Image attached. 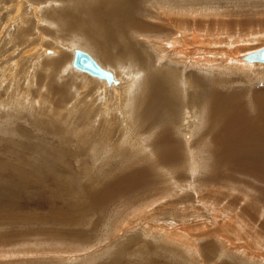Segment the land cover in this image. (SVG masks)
<instances>
[{
	"label": "rangeland",
	"instance_id": "obj_1",
	"mask_svg": "<svg viewBox=\"0 0 264 264\" xmlns=\"http://www.w3.org/2000/svg\"><path fill=\"white\" fill-rule=\"evenodd\" d=\"M8 1L0 7V32L5 39L8 34H15L17 28L15 22L6 24L9 12L13 11ZM94 1L83 0L81 6L95 8L106 0ZM191 1L176 0L172 6L176 3L189 6ZM39 2L42 3L39 10L47 13L48 21L52 18L62 27L64 23L59 22V17L72 19L74 11L69 0L61 4L63 7L51 1ZM196 4L209 7L205 12L207 19L203 20L211 21L207 25L210 33L205 35L212 40L179 49L176 44V49L189 51L191 58L187 60L211 59L210 63L218 62L219 67L199 71L194 64L197 69L190 65L183 69L175 64L174 59L179 58L175 51H171L173 65L168 59L160 64L163 69L156 75L157 86L174 87V77L185 70L193 90L188 100L179 90L165 93L166 105L158 107L157 117L156 101L147 100L150 90L136 99L134 114L140 126V143L156 157L143 153L137 157L132 146L122 144L132 137V127L123 114L114 117L110 109L119 106L121 111L125 110L123 101L108 104L109 107L88 104L94 111L89 118L88 113L74 108L75 98L65 99L71 85L64 81L65 76L52 74L51 80L49 67L41 65V69L35 70L32 61L35 56L24 61L21 69L15 65L18 69L13 72L12 62L16 59L11 57L18 51L1 57L0 79L5 76L9 79L13 72L17 87L14 81L11 84L0 81L4 85L0 89L2 103L11 99L14 102L4 103L0 108V264H264V171L256 170L264 169V159H259L262 153L256 150H264V69L253 65L259 69L249 71L247 67L226 64L229 58L223 55L233 51L236 56H247L264 50V0H197ZM150 6V0H144L135 9L136 15L145 18L151 14ZM53 8H62L59 10L62 13L58 16ZM187 10L179 14L172 9L171 13L193 18ZM48 13H53V17ZM84 14L87 29L92 33H99L107 24L99 22L92 11ZM27 20L31 26H38L34 28L36 32L50 31L48 23H40L41 17L36 18L33 13ZM155 22L147 17L141 20L139 34L154 32L152 35L156 36ZM160 26L165 28V21ZM68 28L58 33L52 31L50 39H62L65 35L64 40H68L71 32L86 37L88 49L116 80V84L110 85L102 80L106 83L105 94L113 98L111 102L116 100L114 89L124 91L134 83L133 77L126 76L139 67L132 61L134 58L140 59L141 55L147 58L142 63L145 73L147 66L156 64L154 49L141 51L138 39L127 28L115 35L114 43L92 35L91 39L76 26L70 31ZM157 31L164 36L161 29ZM128 46L135 47L134 58L125 55ZM76 49L68 45L65 54L55 62V69L64 67V70L73 63ZM127 60H131V68L123 70L128 66ZM49 61L47 58L46 62ZM76 70L75 75L81 72ZM36 73L38 86L50 82L56 102L42 99L45 93L41 87H29ZM86 75L87 79L92 77ZM168 76L173 78L171 82L166 80ZM68 79L72 80L70 76ZM170 95L175 100L169 99ZM199 96L209 99L201 103L209 107L206 123L194 133L188 120L187 124L181 123V131H176L179 124H169L167 120L179 121L184 112L182 105L177 108L174 104H185ZM213 100L218 103L216 117ZM84 105L77 108L90 111ZM235 119L242 124L238 133ZM112 124L117 126L116 130L110 127ZM259 141L263 144L256 146ZM165 150H174L179 158L163 154ZM233 151L238 154L250 151L254 157H239L234 162L229 157ZM258 236L256 245L254 238Z\"/></svg>",
	"mask_w": 264,
	"mask_h": 264
},
{
	"label": "bare ground",
	"instance_id": "obj_2",
	"mask_svg": "<svg viewBox=\"0 0 264 264\" xmlns=\"http://www.w3.org/2000/svg\"><path fill=\"white\" fill-rule=\"evenodd\" d=\"M43 1H45V2L51 1L54 5H57V6L59 5V7H61V6L63 7V5H61L62 3H65V4H66V2L68 3V0H57V1H55V0H43ZM82 1L83 0H77V1H75V0L70 1L69 0V4H70L69 6H73L72 10L74 11V13L72 14V19H70L71 21H73V23L69 20V18H65V15L62 14L63 16L59 17V22L64 23V25L62 27H60L59 24H56V22H58V21L52 20V18H50L51 21L47 20V18H48L47 13H45V12L42 13L39 10V8L42 7V3H40L39 0H10V1H8V3H12V7H10V8H12L13 11L9 12L8 20H7L6 24L9 22L10 23L15 22L14 25H17V28H16V33L13 35L8 34V38H6V39L4 37L3 38L1 37V32H0V54H3L0 56V60H1V57L6 56L7 52H10V51L17 52L18 51V54L16 56L11 55L12 56L11 59L13 58V59L17 60V61L15 60L14 62H12L13 63L12 68L13 69L11 71L14 72L18 69L17 67H15V65H20L19 68L21 69L23 67L24 61H26V60L28 61V59H31V57L35 56V59L32 60V61H34L33 67L35 70H38L41 65H42L41 67H43V68L49 67V69L51 71L48 73L49 76L52 77V74L59 76L61 74V75L65 76L64 81L71 82V85L68 89V92L65 96V99L70 100V99L75 98V100L72 101L74 108L79 109L81 112L83 111L85 114L88 113L87 116H89V118L92 116L94 111L92 112L91 107L88 104H106V106H108V104H119V103H121L120 101H123V104H125L124 105L125 110L122 109V111H121L120 110L121 108H119V106L116 107L115 109H113V108L110 109L112 111L114 117L116 114L118 116L120 114H123L125 120L127 121V124H129L132 127V130H131L132 134L129 132L130 136H132V137L129 138L128 141L124 142V140H123L122 144H129L130 146H132L133 153L137 157L140 156L142 153L144 155H146V154L150 155L151 154V156H154L155 154L151 150L145 148L146 147L145 144L143 145L142 143H140V140H139V137L141 135L140 126H139V123L136 121L137 118L134 114V103H135L136 99L140 96V94H143L144 92H147L150 90V95L147 97V100H149L150 103H153L154 101H156V117H157L158 116L157 115L158 107L166 105L165 101H164V94L165 93L169 94V93H171L172 90H174V91L179 90L181 92V96L185 100H188L190 98V93L193 90V86L190 83V81L188 80L187 76L185 75V70H183L184 72L180 76L174 77V87H171L170 85L157 86L156 75L159 72V70L163 69L160 64H162L163 62L166 61V59H168L169 63L171 65H173L172 63L174 62L173 61L174 58H173V53L171 51H175V53L179 56V58L175 57L176 58V59H174L175 64L177 66H183V69L186 68L188 65H190L189 67L195 68V69H197V67L195 66V65H197L200 68L199 71H202L201 69H206L207 71H214V70L218 69V67H219L218 62H217V64L216 63H210L211 59H210V62H206L202 59H200L198 61H190V60H187L190 57L189 51H183V50H177L176 49V47H177L176 44H178L180 46V47H178V49H179L185 45H190V46L194 47L196 44L198 45V43L199 44L202 43V40L203 41H206L208 39H209V41L212 40L208 35H205L206 33H210V28H208L207 25H209L208 22H211V21L203 20L205 18L207 19V15H205V12L206 11L208 12L209 7L206 8V6L204 4L203 5L202 4H199V5L196 4L197 0H192L191 3L189 4V6H186L184 4L182 7L180 6L179 3H176V4H174V6H172L173 3L176 2V0H150V2H151V6H150L151 14L147 15L146 17L152 23H154L156 21L155 22L156 23V36H155V35H152V33H154V32H152V33L148 32L147 35H140L139 34V32H140V27L138 26L139 22L141 20H146V17L141 18L138 15H136L135 9L144 0H106L105 2H100V3L96 4L95 8L94 7L92 8L89 6H81ZM95 1H94V3H95ZM201 1H203V0H201ZM36 2H37V4H36ZM205 2L210 3L208 1H205ZM4 4H5V0H0V7L3 8L2 5H4ZM24 6L28 7L29 9L27 8V10H25ZM6 7L9 8V6H7V4H6ZM211 7H213V6H211ZM53 9H54V13H58L57 14L58 16L60 15L59 13H62L61 11H59L62 8L61 9L60 8L59 9L53 8ZM172 9H177L179 14L182 12V10L188 9L187 12H191L193 15V18H191L188 14H186L184 16L180 15V17H177L171 13ZM51 11H52V9H51ZM88 11H92L95 14V18L99 22H101V23H104V21L107 22V24L104 25L103 29L99 33H92L90 31H88V29H87L88 21H87L85 14H84V12H88ZM164 11L166 13H164ZM32 13L34 14V16H36V18L41 17L40 23H42V22H43V24L48 23V28L50 31H48L47 33H44L42 30H39L37 32L34 31V28H36L37 25L31 26V21L27 20V17L29 18V16ZM52 14H49V15L52 16ZM54 15H56V14H54ZM36 21H38V20H36ZM162 21H165V25H166L165 28L161 27V26L158 27V24L161 25ZM29 23H30V25L28 26ZM74 25L77 27V29L79 31H84L83 34L86 33L91 39H93V37H97V38L102 37L105 41H108L110 43H114L116 34L122 33L123 29L127 28L128 32L130 34H132L135 38L138 39L139 47H140L141 51H143V50L147 51L149 49H154L155 54L157 53L156 64H155V66H152V65L147 66L148 73H145L146 69H144V65H142V63L146 62L147 58H144L143 55H141L140 59L134 58L133 55L136 53V49L133 46H128L126 51H125V55L128 57V59H129V57L134 58L135 60H132V61L135 62V66H139V67L136 70V72H134V73L131 72V73H128L126 75L130 79H132V77H133L132 82H134L131 86L128 87V89H126L124 91H117L113 88L115 91L114 93H116L115 94L116 100L111 102L113 98H109V94H105L106 93L105 89H104L106 87L105 81L108 82V84L110 85V84H116V82H115L116 80L114 81L112 79V74L110 75L111 72L106 73L104 71V69H106V68H102L103 66L96 59L98 57L94 53H92L91 50H89L90 49L88 46L89 41L86 39V37L80 36V33L77 34V33L71 32V34L69 33L70 36H68L69 37L68 40H64V38L67 37L65 35L62 37V39H56V38L50 39L51 38L50 36L52 34H54V33H52V31H55L56 33L63 32L69 26L71 28L69 27L68 30L69 29L72 30L75 28ZM113 25H116L117 27H114ZM7 26H8V24H7ZM52 28H54V30H52ZM158 28L161 29L165 33L163 37L161 34L158 33V31H157ZM211 29H212V27H211ZM31 31H33V32H31ZM3 34H5V33H3ZM260 35H259V37H260ZM211 36H212V34H211ZM89 37H88V39H89ZM230 38H231L230 40L233 39L232 36ZM237 38H238V40H241V39H239V37H237ZM242 41H243V37H242ZM242 41H241V43H242ZM91 42L93 43V45L95 47H97L94 44V40H92ZM228 42H229V38H228ZM202 44H204V43H202ZM246 44H247V42H246ZM68 45H74L75 48L77 47V49L74 50V62L71 63L70 65L68 64L69 66L65 67L66 69H64V70H63L64 67L57 70V69H55L54 64L56 61H58L65 54L64 52H65V49L67 48ZM235 45H237V43ZM206 46H207V44H206ZM229 46H227V47H229ZM241 46H242V44H241ZM237 47H239V46L237 45ZM72 48H74V47H72ZM166 48H167V50H165ZM86 50H88V51H86ZM198 50H200V49H198ZM261 51H263V50H261ZM261 51H258L256 53H253L250 55L248 54L247 56L246 55L245 56L244 55L236 56V53L233 51H232V53H230V51L225 52V54H223V55L225 58H229V60L226 64L238 66L239 68H246L247 67L250 71V70L258 68V67H255L253 65L260 66L259 67L260 69L261 68L264 69V65H262V64H264V61L260 60V58H259V53ZM150 52L152 53V51H150ZM168 52H170V53L168 54ZM30 53H34V54H30ZM67 53H69V52H67ZM86 54H88L89 56ZM81 55H84V56L86 55L89 57V59L94 60V62H93L94 68L92 70L88 69V68L81 67L78 64V58ZM47 58H50L49 62H46ZM214 58H216L215 53H214ZM215 60H217V59H215ZM244 60H247L249 63H246ZM127 62H128V66H127V68H125L123 70H127V69L131 68V60H127ZM77 66H79L80 68ZM74 68L77 70H80L81 72L79 73V71L77 72V70H76L77 73L76 72L75 73L77 75H75L73 73L75 71ZM121 68H124V67L120 66V69ZM115 69H116V67H115ZM106 70H108V69H106ZM82 71H83V73H82ZM13 72H12V74H10L9 79H7V76H5V77H1L0 81L1 82H7L10 84L14 81L13 85L16 86L15 84L17 83V80H16V82H15V80H13V77L16 75H13ZM85 73L89 74L90 76L95 77V78L93 79L92 77H90L91 80L87 79V77H85V76H88V75H86ZM37 75L38 74L36 73L33 76V80H34L33 84H29V82L27 81V83L30 85V86L28 85L29 87H32V86H37L39 88L41 87V86H38ZM263 75H264V73H263ZM69 76L71 77L72 80L68 79ZM76 76H79V77H76ZM113 76H114V74H113ZM121 76L124 77V75H122V74H121ZM257 77H259V76H257ZM96 78H98V79H96ZM52 79H53V77L51 78V80ZM99 79H101V80H99ZM102 80H105V81L102 82ZM166 80L168 82H171L173 80V78L171 76H168L166 78ZM29 81H30V79H29ZM77 82H78V84H76ZM7 85H9V84H7ZM1 86L4 87V85H0V89H2ZM10 86L12 87V85H10ZM125 88H127V87H125ZM40 89H41L43 94L45 93V95L42 96L41 95L42 93L40 92L42 99H46L47 102H51V101L56 102V100L53 99L52 93L50 92V82H48V83L46 82L45 85L42 86ZM24 92H26V91H24ZM107 92H109V91H107ZM65 99H63V100H65ZM169 99L175 100L174 95H170ZM206 100H209V99H207V97H205V96H199L196 99L186 101L185 104H174V105H177V108H179L182 105L181 111L184 112V116L182 118H179V121L175 118H169V120H167V121L169 122V124H176V123L179 124L178 126L175 125L176 126L175 130L179 132V131H181V128H182L181 123L187 124V122L189 120L188 123L192 126L193 132L197 133V131H199V127L206 123L205 121L207 119V113H208L209 107L206 106V103L201 104L202 102H204ZM0 101H1L0 102V108H1V105L4 103L14 104L12 99L2 103V99L0 98ZM62 101L60 103L59 102L58 103L62 104ZM63 102L66 104L67 100H65ZM79 104H82V105L85 104L84 106L89 108L90 111L88 109L77 108V106ZM9 107H11V105ZM213 108H214L215 117H216L217 116V110H218V103L215 100H213ZM5 110H7V109H5ZM114 111H115V113H114ZM101 115L102 114H100V117H101ZM120 116H122V115H120ZM106 117H107V115H106ZM106 117L104 116V118H106ZM113 119H115V118H113ZM105 120L104 119L102 120L103 124L106 122ZM94 124H96V121L94 122ZM116 125H118V123ZM116 125L112 124L111 126L110 125L109 126L113 130H116V127H117ZM239 130H242V124L238 120H236L235 132L238 133ZM97 131L100 132L99 130H97ZM108 131L110 132V130H108ZM242 132H244V131H241V133ZM102 135H104V133H102ZM134 136H136L135 137L136 139L134 138ZM159 140L161 142H163L164 138H161ZM262 144H263V142L259 141L256 144V146H261ZM256 146H255V148H256ZM256 150H257V152L262 153L259 155V159H264V150L261 148H256ZM162 152H163V154H168L172 158H174V157L179 158V154L177 152H175L174 150H169V151L165 150ZM154 157H156V156H154ZM229 157H233L232 160L234 162H237V158H239V157H240V159H250V158H253L254 155L250 151H248L246 154H238V151L237 152L233 151V155H229ZM256 170L259 171L258 173L264 171V169L261 167L256 168ZM227 235H229V234H227ZM254 239L256 241L255 244L259 245V236L255 237Z\"/></svg>",
	"mask_w": 264,
	"mask_h": 264
},
{
	"label": "water",
	"instance_id": "obj_3",
	"mask_svg": "<svg viewBox=\"0 0 264 264\" xmlns=\"http://www.w3.org/2000/svg\"><path fill=\"white\" fill-rule=\"evenodd\" d=\"M259 58L260 60L264 61V50L259 53ZM78 64L81 67L88 68V69H93V63L90 61V59L87 56L81 55L78 58Z\"/></svg>",
	"mask_w": 264,
	"mask_h": 264
}]
</instances>
